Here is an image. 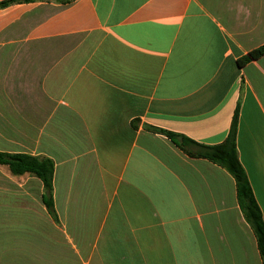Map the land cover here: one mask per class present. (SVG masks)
<instances>
[{"label": "crops", "instance_id": "0c3cea01", "mask_svg": "<svg viewBox=\"0 0 264 264\" xmlns=\"http://www.w3.org/2000/svg\"><path fill=\"white\" fill-rule=\"evenodd\" d=\"M263 45L264 0L0 6V152L54 162L56 214L0 164V264H263L234 177L152 130L217 146L237 111L264 220Z\"/></svg>", "mask_w": 264, "mask_h": 264}, {"label": "trees", "instance_id": "16d2710c", "mask_svg": "<svg viewBox=\"0 0 264 264\" xmlns=\"http://www.w3.org/2000/svg\"><path fill=\"white\" fill-rule=\"evenodd\" d=\"M28 1L32 0H11L0 4V6ZM263 55L264 45L241 58L239 64L244 65ZM237 120L238 112L236 111L229 137L224 143L217 146L201 145L184 136L158 128H152V130L168 137L189 156L208 159L225 168L234 177L237 186L239 205L255 233L262 262L264 264V220L249 179L238 158L236 148ZM189 147L196 148V151L188 150ZM0 164L8 166L14 175H24L28 173L41 179L45 189L44 202L49 211L54 216L56 215L53 202V176L55 165L51 159L38 158L25 154H7L0 152Z\"/></svg>", "mask_w": 264, "mask_h": 264}]
</instances>
